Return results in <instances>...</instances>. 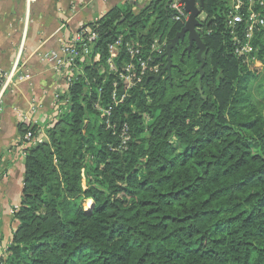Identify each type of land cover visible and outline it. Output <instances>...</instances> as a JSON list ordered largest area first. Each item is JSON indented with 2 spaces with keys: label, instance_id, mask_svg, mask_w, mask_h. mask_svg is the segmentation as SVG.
<instances>
[{
  "label": "trees",
  "instance_id": "obj_1",
  "mask_svg": "<svg viewBox=\"0 0 264 264\" xmlns=\"http://www.w3.org/2000/svg\"><path fill=\"white\" fill-rule=\"evenodd\" d=\"M169 1L151 0L137 14L115 8L90 24L100 64L118 37L145 53L155 39L168 43L183 24ZM262 1L254 11L264 19ZM230 8V0L203 2L201 79L194 52L180 62L178 48L170 78L144 80L114 109L116 129L129 128L123 151L112 150L119 139L93 109L99 97L108 104L113 76L100 64L84 68L47 142L26 149L18 227L2 264H264V107L250 91L264 71V30L251 40L258 71L234 53ZM153 65L161 71L165 61ZM18 130L23 140L37 129Z\"/></svg>",
  "mask_w": 264,
  "mask_h": 264
},
{
  "label": "crops",
  "instance_id": "obj_2",
  "mask_svg": "<svg viewBox=\"0 0 264 264\" xmlns=\"http://www.w3.org/2000/svg\"><path fill=\"white\" fill-rule=\"evenodd\" d=\"M150 1L0 0V264L18 227L14 212L24 182L25 145L18 127L37 125L46 134L44 128L58 120L53 95L65 90L41 54L58 49L81 24H93L115 8L137 14Z\"/></svg>",
  "mask_w": 264,
  "mask_h": 264
},
{
  "label": "built area",
  "instance_id": "obj_3",
  "mask_svg": "<svg viewBox=\"0 0 264 264\" xmlns=\"http://www.w3.org/2000/svg\"><path fill=\"white\" fill-rule=\"evenodd\" d=\"M257 5L262 6L263 1L232 0L225 20V28L230 35L234 53L239 58H243L244 63L250 68L259 63L254 58H249L252 53L251 40L256 31L264 30V19L254 11V7ZM169 10L174 22L183 23L187 19V14L179 0H171ZM96 40L97 34L91 26L81 24L69 40L60 43L58 49L41 54L42 61L48 65L56 77L63 81L65 86L63 93L57 91L53 95L56 117L63 112L67 105L65 96L70 87L78 78L84 76V68L100 64V55L93 52ZM166 44L165 41L155 39L147 53L143 52V47L137 41L131 39L124 41L118 37L107 45L104 64L99 66L102 73L106 72L113 76L109 102L103 106L99 97L93 104V109L99 113L105 129L111 131L113 136L119 139L117 146L112 148L113 151L125 150L130 140L127 124L124 123L118 130L116 129V125L112 122L113 111L125 102L131 89L141 86L144 80L155 78L160 74L159 67L153 65V59H157L165 52ZM3 86L5 87V82ZM34 127L37 129L36 135H32L29 131L24 136L22 142L25 146L22 156L25 155L26 146L47 138L42 129H39L37 125Z\"/></svg>",
  "mask_w": 264,
  "mask_h": 264
},
{
  "label": "water",
  "instance_id": "obj_4",
  "mask_svg": "<svg viewBox=\"0 0 264 264\" xmlns=\"http://www.w3.org/2000/svg\"><path fill=\"white\" fill-rule=\"evenodd\" d=\"M171 1V0H170ZM169 1V2H170ZM183 6V10L187 14V19L183 22L180 30L174 35V37L166 44L165 52L157 58V60H164L165 66L162 68L160 74L155 77V81H158L162 78L163 75H167L170 78L171 70L176 68L175 64L172 61V52L176 51L180 43L186 40L187 46L182 52V56L185 52L188 54L191 52L192 47L197 50L195 58L199 63V66L195 70V74L199 75V79L204 76V55L207 53V48L202 41L200 30L202 28V21L200 16L203 14V2L204 0H179ZM123 22V19L120 20V23ZM119 22H116L115 25H118ZM182 59V57H180Z\"/></svg>",
  "mask_w": 264,
  "mask_h": 264
},
{
  "label": "rangeland",
  "instance_id": "obj_5",
  "mask_svg": "<svg viewBox=\"0 0 264 264\" xmlns=\"http://www.w3.org/2000/svg\"><path fill=\"white\" fill-rule=\"evenodd\" d=\"M200 18L201 19H204V15H201L200 16ZM197 69V68H196ZM250 69H257L258 71L259 70H261V64H260V66H259V63H256V66H254V65H252V68H250ZM253 71H255V70H253ZM264 71L262 70V71H259L258 73H257V80L256 81H254L253 82V84H252V87H251V95H252V98H253V101H254V103L256 104V105H258L259 106V108H261V110H263L262 109V107H264V90H262V89H259V85L262 83V79L264 78V73H263ZM185 74H184V76H186V75H188L189 74V72L187 71V70H185V72H184ZM194 74H195V71H194ZM193 74V75H194ZM196 75H198V74H196ZM198 78H199V76H197ZM170 83H171V81H170ZM174 83H177V80H175L174 81ZM47 138L46 139H42L40 142H35V143H33V144H31V145H29V146H26V148H25V152H26V149H28V148H30V147H32V146H34V145H38V144H40V143H44V142H47ZM55 189V188H54ZM54 195H55V190H52L51 192H49V193H47V194H45V195H43V197L41 198V201L44 203V204H47V203H49V202H51L52 200H53V198H54ZM92 205H93V202L91 201L90 202V200H86L85 201V209L87 210V209H90L91 207H92ZM168 247L171 249V250H173V251H175V252H177V254H179V252L180 251H182L180 248H179V246H178V244L177 243H175L173 240H169L168 241ZM6 257H7V252H6ZM178 258H180V257H178Z\"/></svg>",
  "mask_w": 264,
  "mask_h": 264
},
{
  "label": "flooded vegetation",
  "instance_id": "obj_6",
  "mask_svg": "<svg viewBox=\"0 0 264 264\" xmlns=\"http://www.w3.org/2000/svg\"><path fill=\"white\" fill-rule=\"evenodd\" d=\"M186 46H187V43H186V40H184V42L180 43V45H179V47H178V48H180L179 55H180V57H182V59L180 58V62L183 61V58H184V57H189L192 51L194 52V53H193V54H194V57H195V55H196L197 50H196V49L194 48V46H193L192 49H191V52H190L189 54H188V52H185L184 55L182 56V52H183V50L186 48ZM194 50H195V51H194ZM175 66H177V65L175 64ZM165 76H167V75H166V74L163 75L161 79H164ZM167 78H169V77H167Z\"/></svg>",
  "mask_w": 264,
  "mask_h": 264
}]
</instances>
